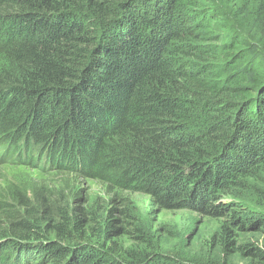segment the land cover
Wrapping results in <instances>:
<instances>
[{
  "label": "trees",
  "instance_id": "trees-1",
  "mask_svg": "<svg viewBox=\"0 0 264 264\" xmlns=\"http://www.w3.org/2000/svg\"><path fill=\"white\" fill-rule=\"evenodd\" d=\"M230 3L0 0V134L26 153L2 161L223 214L213 238L264 264L235 241L264 215L223 201L264 170V0ZM56 187L0 190V264H179L152 252L121 196L101 213ZM128 234L146 249H118Z\"/></svg>",
  "mask_w": 264,
  "mask_h": 264
},
{
  "label": "rangeland",
  "instance_id": "rangeland-1",
  "mask_svg": "<svg viewBox=\"0 0 264 264\" xmlns=\"http://www.w3.org/2000/svg\"><path fill=\"white\" fill-rule=\"evenodd\" d=\"M243 0H227L231 2L232 8L240 6ZM6 135L0 134V140L7 141L1 144V150L4 152L8 146V151L17 150L21 142L15 144L8 142ZM11 143V144H8ZM60 165V164H59ZM55 167L48 175L40 172L32 163H6L0 162V190L8 183H28V184H55L59 189L65 188L64 192L72 204L86 206L87 209H97L101 213L116 208L121 196L128 204L133 223L132 227H137L142 235L152 239L150 249L176 261L179 264L187 262L189 264H260L258 260L251 258L249 255L242 254L239 251H224L216 238H213L219 232L225 219L222 215H209L193 208L165 209L155 203L152 198L145 193H107L99 182L82 177L80 174L70 175L60 174L54 177ZM264 187V170L258 174L257 180L247 181L243 188L237 187L235 198L225 197L223 201H235L244 210V221L251 219L258 222L260 214L264 215L263 207L255 204L258 201L256 189ZM55 191V188L53 189ZM115 198L114 202L112 201ZM246 200V201H245ZM246 208V209H245ZM249 208V212L246 211ZM114 210V211H115ZM254 214V218L251 217ZM259 216V217H258ZM250 220V221H251ZM235 241L238 245L243 243H252L257 248H264V223L246 224V227L235 232ZM118 249L145 250L147 246L136 241L133 234L124 235L114 240ZM148 249V250H150ZM150 252V251H148ZM147 252V253H148ZM167 262V261H166Z\"/></svg>",
  "mask_w": 264,
  "mask_h": 264
}]
</instances>
